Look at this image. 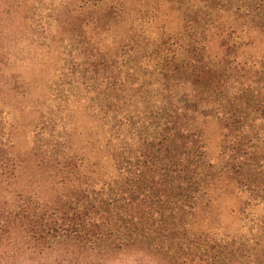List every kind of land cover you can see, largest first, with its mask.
<instances>
[{
  "label": "trees",
  "instance_id": "16d2710c",
  "mask_svg": "<svg viewBox=\"0 0 264 264\" xmlns=\"http://www.w3.org/2000/svg\"><path fill=\"white\" fill-rule=\"evenodd\" d=\"M58 1V27L75 42L81 81L100 104V142L113 172L92 178L66 147L35 136L39 164L62 186L46 201L0 199V246L23 240L55 253L50 264H125L126 254L138 261L148 238L164 245L166 264H223L224 243L195 231L191 217L224 174L250 199L264 200V128L249 124L264 125V53L248 52L252 37L264 43V0H237V24L221 14L233 8L228 0H166L182 14V27L171 33L162 25L152 34L138 29V19L127 21V0ZM236 64L253 86L237 78L245 88L224 122L217 171L198 115H209L211 102L223 104ZM136 95L143 106L127 109ZM12 147L0 130V175L15 164Z\"/></svg>",
  "mask_w": 264,
  "mask_h": 264
},
{
  "label": "rangeland",
  "instance_id": "374dc122",
  "mask_svg": "<svg viewBox=\"0 0 264 264\" xmlns=\"http://www.w3.org/2000/svg\"><path fill=\"white\" fill-rule=\"evenodd\" d=\"M53 1L0 0V130L10 136L15 159L14 166L0 175V199L30 195L46 201L62 186L56 184L58 176L40 165L35 136H43L39 143L49 147H66V155L76 156L82 162L81 170L92 178H108L113 172L108 152L100 142L104 135L97 123L100 104L89 96L93 94L92 85L85 86L81 81L75 42L64 39L58 27L63 6L58 0ZM228 1L226 7L232 4L233 8L221 14L237 24V0ZM169 6L166 0H127L126 19H138V29L147 34L162 25L171 33L177 32L182 27V14L169 10ZM247 28L252 32L255 27L249 22ZM122 32L117 28L113 35L119 38ZM252 38L248 52L261 55L264 43ZM63 66L67 67L65 71H61ZM243 73L236 64L227 76V87L221 95L223 104L211 102L210 114L198 115L208 157L217 171L222 165L224 122L236 107L237 90L245 88L237 78L244 79L246 86H253ZM240 96L241 92L238 100ZM143 104L142 96L139 99L136 95L126 100L125 107L132 109L133 105ZM250 119L249 124L257 130L264 128L261 119ZM250 198L224 174L212 184L191 217L195 231L224 243L223 264H264V200ZM144 240L145 251L138 261L126 254L124 263L166 264L162 260L164 245L155 239ZM167 252L170 255V250ZM55 256L20 239L0 246V264H50Z\"/></svg>",
  "mask_w": 264,
  "mask_h": 264
}]
</instances>
